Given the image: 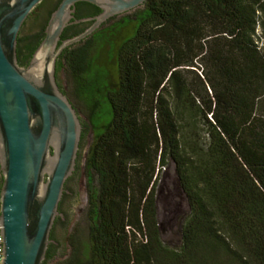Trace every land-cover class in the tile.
Listing matches in <instances>:
<instances>
[{
	"label": "trees",
	"instance_id": "trees-1",
	"mask_svg": "<svg viewBox=\"0 0 264 264\" xmlns=\"http://www.w3.org/2000/svg\"><path fill=\"white\" fill-rule=\"evenodd\" d=\"M127 19L135 31L117 52L112 121L87 156L98 180L87 255L58 264H264V0H148ZM44 37L20 34L21 66ZM90 37L57 70L75 79L91 119ZM170 161L190 204L179 250L162 244L156 213ZM56 250L53 241L43 264Z\"/></svg>",
	"mask_w": 264,
	"mask_h": 264
},
{
	"label": "water",
	"instance_id": "water-1",
	"mask_svg": "<svg viewBox=\"0 0 264 264\" xmlns=\"http://www.w3.org/2000/svg\"><path fill=\"white\" fill-rule=\"evenodd\" d=\"M148 0H62L27 67L19 63L22 28L44 0H0V227L3 264H43L66 184L74 175L83 135L77 110L57 82V62L118 16L144 8ZM102 12L75 19L77 4ZM114 18V19H113ZM93 24L62 40L67 27Z\"/></svg>",
	"mask_w": 264,
	"mask_h": 264
},
{
	"label": "rangeland",
	"instance_id": "rangeland-1",
	"mask_svg": "<svg viewBox=\"0 0 264 264\" xmlns=\"http://www.w3.org/2000/svg\"><path fill=\"white\" fill-rule=\"evenodd\" d=\"M135 12L118 16L90 37L98 51L93 58L94 66L88 75L85 92L92 98V106L98 105L94 117L90 119V110L79 98V85L70 72L64 69L59 75V83L84 125L85 136L81 141L77 169L67 182L66 194L68 196L61 205L65 221L59 222L54 230L53 236L57 243L55 264L62 263L74 255L80 258L87 255L90 230L93 224L89 209L90 180L94 187H98L97 176L88 170L87 156L95 134L102 133L112 121L108 93L118 80L116 63L118 49L134 34L133 25L127 18ZM123 19L122 23H118ZM36 33H38L37 27L30 20L22 32V37ZM258 33L260 34V28H258ZM196 72L201 76L202 71L196 70ZM198 133L197 135H201L202 138V132L198 131ZM156 213L162 244L170 250H179L182 246V228L190 214V204L180 185L177 166L173 161H170L169 165L160 171L156 190Z\"/></svg>",
	"mask_w": 264,
	"mask_h": 264
},
{
	"label": "flooded vegetation",
	"instance_id": "flooded-vegetation-1",
	"mask_svg": "<svg viewBox=\"0 0 264 264\" xmlns=\"http://www.w3.org/2000/svg\"><path fill=\"white\" fill-rule=\"evenodd\" d=\"M61 2H62L61 0H44V2L38 8V13L37 12L36 13L33 12L32 15L29 17V19L24 24V26L22 28V31H21V35H22V32H23L25 26L27 25V23L30 20H32L34 26L37 27L38 33H41L43 31L45 32V29L47 27V24H48L50 18H51L52 13L54 11H56V9L59 7ZM97 15L98 14L96 13V10H94L91 7V4H88V3L80 4V5L77 4L76 12L74 14L75 19H73L72 22L79 21V20L85 19V18H92V17H95ZM92 24H93L92 22H87V23H78V24L70 25L69 27H67L65 29V31H64V33L62 35V40L64 41V40L72 38L73 35H76L77 32L85 31ZM82 29H84V30H82ZM30 35L31 34H29L28 36H30ZM59 75H60V73H58V70H57L56 76H57L58 84H60L59 83ZM83 127H84V125H83ZM82 136H83L82 137V140H83L84 131H83V135ZM2 186H3V175H2V173L0 171V215H1V189H2ZM66 187H67V184H66ZM63 200H62V202H63ZM62 202H61V205H62ZM61 205H60V212L63 213ZM62 220L65 221L64 216H63ZM58 223L59 222H58V219H57L56 223H55V226L53 228V231H52V236H51L53 241H55V239L53 238L54 237L53 236L54 235V230H55V227H56V225Z\"/></svg>",
	"mask_w": 264,
	"mask_h": 264
},
{
	"label": "built area",
	"instance_id": "built-area-1",
	"mask_svg": "<svg viewBox=\"0 0 264 264\" xmlns=\"http://www.w3.org/2000/svg\"><path fill=\"white\" fill-rule=\"evenodd\" d=\"M5 256L3 255V237L1 235V227H0V264H3V260Z\"/></svg>",
	"mask_w": 264,
	"mask_h": 264
}]
</instances>
